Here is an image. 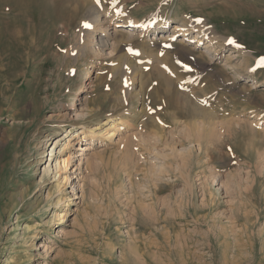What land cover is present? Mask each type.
Wrapping results in <instances>:
<instances>
[{
    "label": "rangeland",
    "instance_id": "rangeland-1",
    "mask_svg": "<svg viewBox=\"0 0 264 264\" xmlns=\"http://www.w3.org/2000/svg\"><path fill=\"white\" fill-rule=\"evenodd\" d=\"M262 60L264 0H0V264H264Z\"/></svg>",
    "mask_w": 264,
    "mask_h": 264
},
{
    "label": "bare ground",
    "instance_id": "bare-ground-1",
    "mask_svg": "<svg viewBox=\"0 0 264 264\" xmlns=\"http://www.w3.org/2000/svg\"><path fill=\"white\" fill-rule=\"evenodd\" d=\"M89 10L91 11L90 8H89ZM93 13H95V12H93ZM94 20L97 23V25H99L100 27L98 29H96L94 32H93L94 28L91 31L90 37L92 35L93 39H95L96 42H98L96 44L95 43H92V44H94L95 46L98 45L99 47H100L99 44H101V46H102V49L101 50L107 49L109 47H110L109 49H111V47H113L112 45L114 43V42H112L111 36L113 34H115L119 28L124 27L126 24L124 22H122V21L119 20V21L115 22L114 25L111 27V23L109 21H107L106 19H103L99 15H97L94 18ZM95 26H96V24H95ZM161 27H164V25H161ZM158 28H160V26L157 27V29H156L157 31L159 30ZM156 30L154 32H157ZM175 34H177V35L181 34L182 35V38H184V37H186L188 35V33H186V31L183 29V27H181V24H173L172 25V29L169 30L168 33L164 34L160 38L161 39H163V38L170 39V38H173V37H177V36H175ZM190 37L192 39H190V41L188 40L189 43L195 42L197 45L201 44L203 42V40H204L203 38H202L203 39L202 40L201 37H199V35H194V36L192 35ZM93 42H95V41L93 40ZM116 44H118V42H116ZM204 49H206V51H208V52L211 51L209 49V45L204 46ZM112 51H110V52L112 53ZM97 52H98V50H97ZM216 57H218V56H216ZM232 68H233V66H232ZM90 73H91V71L89 70L88 71V74H87V77H86V80L87 81H89L91 79ZM87 85H89V84H87ZM84 92L87 93L88 91L87 90H84ZM82 99H84V101L86 100V98H81V100ZM86 104L88 105V104H90V102L87 101ZM75 108H76L75 102H73L70 109H75ZM91 111L93 112L94 109L91 110ZM80 114H82V113H80ZM205 114H206V110H205ZM75 116H78V115H75ZM210 119H212V118H210ZM110 120L109 121H105L103 123L102 126H104V127L98 125V126H95V127L83 128L81 130H71V129H69L66 132H64L62 135H60V136L52 139V141H49V140L47 141L46 140V141L43 142V140H42V146L44 145V153H46V156H48L47 160L45 161V162H47V164L45 165V167L43 169L44 172L51 173V175H52L51 177L52 178H56V181L57 182L59 180H61V182L65 185L66 182H67V179H69V178L65 177L64 174L68 170L73 169L74 170L73 171V174L70 177H72L71 178L72 181L73 180H77L78 177L75 175L76 170L74 169V167L77 165V163H74V160L73 159L76 158V157H79V156H77V153L78 152H85V151H88L90 148H92L93 143L95 141V137H103L105 139H109L110 140L116 134L115 132L118 130V129H116L117 128L116 127V124L117 123L115 124L114 122H112ZM112 120H114V119H112ZM49 147H50V149H49ZM68 150L69 151L70 150H73V152L72 153H69ZM67 151H68V155L65 156V154H67ZM77 167H79V165H77ZM69 181L70 180H68V182ZM41 247H43V246H41Z\"/></svg>",
    "mask_w": 264,
    "mask_h": 264
},
{
    "label": "snow or ice",
    "instance_id": "snow-or-ice-1",
    "mask_svg": "<svg viewBox=\"0 0 264 264\" xmlns=\"http://www.w3.org/2000/svg\"><path fill=\"white\" fill-rule=\"evenodd\" d=\"M85 27H89V25H85ZM261 64L264 65V60L261 61Z\"/></svg>",
    "mask_w": 264,
    "mask_h": 264
}]
</instances>
